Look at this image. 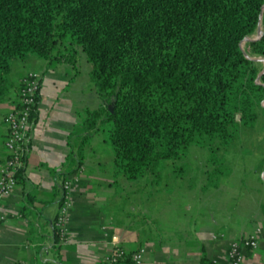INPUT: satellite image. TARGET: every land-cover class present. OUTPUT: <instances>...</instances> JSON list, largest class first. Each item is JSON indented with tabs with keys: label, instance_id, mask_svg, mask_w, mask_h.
<instances>
[{
	"label": "trees",
	"instance_id": "trees-1",
	"mask_svg": "<svg viewBox=\"0 0 264 264\" xmlns=\"http://www.w3.org/2000/svg\"><path fill=\"white\" fill-rule=\"evenodd\" d=\"M264 0H0V101L13 59L75 63L80 48L101 100L80 131L101 130L114 175L129 180L181 158L190 144L228 146L264 114ZM257 38V37H255ZM238 117V119H237Z\"/></svg>",
	"mask_w": 264,
	"mask_h": 264
},
{
	"label": "crops",
	"instance_id": "crops-1",
	"mask_svg": "<svg viewBox=\"0 0 264 264\" xmlns=\"http://www.w3.org/2000/svg\"><path fill=\"white\" fill-rule=\"evenodd\" d=\"M30 71L40 75V87L17 186L0 199V264H103L116 246L140 251L139 264H224L230 243L244 236H255L258 247L244 250L242 264H264V162L239 165L240 183L209 186L200 178L181 188L151 177L135 186L114 175L102 131H80L85 111L101 103L85 53L77 48L75 63L34 54L13 59L9 81L17 85ZM17 99L15 86L0 101V163L6 156L2 117ZM80 167L67 240L59 243L53 222L60 181Z\"/></svg>",
	"mask_w": 264,
	"mask_h": 264
},
{
	"label": "built area",
	"instance_id": "built-area-1",
	"mask_svg": "<svg viewBox=\"0 0 264 264\" xmlns=\"http://www.w3.org/2000/svg\"><path fill=\"white\" fill-rule=\"evenodd\" d=\"M18 85L17 103L9 108L2 117L3 144L6 156L0 163V199L2 196L11 193L17 186V173L22 168L23 159L32 134L33 113L38 99L40 75L37 72L30 71L21 77ZM81 172L82 168L80 167L78 171L63 176L60 181L61 198L58 212L53 222L59 243L67 240V222L72 207L70 191ZM4 218L3 215H0V223ZM257 247L258 241L255 236H244L233 240L227 249L224 264H242L244 250H253ZM127 259H130L133 264H139L142 260V253L135 251L132 254H128L124 248L116 246L107 254L103 264H122Z\"/></svg>",
	"mask_w": 264,
	"mask_h": 264
},
{
	"label": "rangeland",
	"instance_id": "rangeland-1",
	"mask_svg": "<svg viewBox=\"0 0 264 264\" xmlns=\"http://www.w3.org/2000/svg\"><path fill=\"white\" fill-rule=\"evenodd\" d=\"M254 35L255 32L246 36L240 47L244 56L253 61L258 71L256 80L260 83L259 74L264 69V57L251 52L250 43L256 39L253 38ZM261 106L264 107V101ZM240 131V137L228 146L219 145L218 140L206 141L201 145L190 144L181 158L175 161H161L156 171L133 179V184L137 186L151 177H159L161 182L168 183L169 187L181 188L196 186L200 178H206L205 183L209 186L218 181L240 183L244 169H240L239 165L257 166L264 162V114L258 111L256 126L244 127L240 124ZM108 145L112 147L109 143ZM237 196L234 194L233 199Z\"/></svg>",
	"mask_w": 264,
	"mask_h": 264
},
{
	"label": "bare ground",
	"instance_id": "bare-ground-1",
	"mask_svg": "<svg viewBox=\"0 0 264 264\" xmlns=\"http://www.w3.org/2000/svg\"><path fill=\"white\" fill-rule=\"evenodd\" d=\"M262 32V26L261 24H258V27L255 30V35L253 36V38L258 37L260 35V33ZM248 38V37H247ZM250 39V38H249Z\"/></svg>",
	"mask_w": 264,
	"mask_h": 264
},
{
	"label": "water",
	"instance_id": "water-1",
	"mask_svg": "<svg viewBox=\"0 0 264 264\" xmlns=\"http://www.w3.org/2000/svg\"><path fill=\"white\" fill-rule=\"evenodd\" d=\"M263 9H264V6H263ZM259 24H261V22H259ZM261 35H262V32H261L260 35H259L256 39H254L253 41L258 40V39L261 37ZM263 72H264V69L260 72L259 76H260Z\"/></svg>",
	"mask_w": 264,
	"mask_h": 264
}]
</instances>
